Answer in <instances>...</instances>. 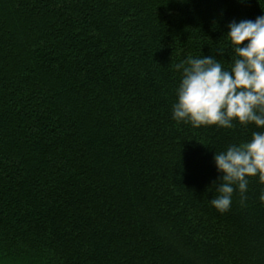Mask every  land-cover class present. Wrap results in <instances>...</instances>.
<instances>
[{"label":"trees","instance_id":"16d2710c","mask_svg":"<svg viewBox=\"0 0 264 264\" xmlns=\"http://www.w3.org/2000/svg\"><path fill=\"white\" fill-rule=\"evenodd\" d=\"M264 0H0V264H264V184L210 200L254 125L172 118L188 57L228 67Z\"/></svg>","mask_w":264,"mask_h":264},{"label":"clouds","instance_id":"9594fccd","mask_svg":"<svg viewBox=\"0 0 264 264\" xmlns=\"http://www.w3.org/2000/svg\"><path fill=\"white\" fill-rule=\"evenodd\" d=\"M227 29L229 66L214 56L188 57L175 64L180 80L172 104V118L192 127L231 129L235 122L261 129L253 131L250 140L213 155L220 182L210 204L221 213L229 210L234 191L244 198L250 177L264 184V15L232 20ZM258 199L264 204V189Z\"/></svg>","mask_w":264,"mask_h":264}]
</instances>
